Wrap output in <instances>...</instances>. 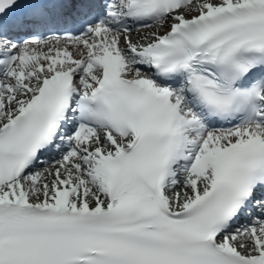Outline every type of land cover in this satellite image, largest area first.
I'll return each instance as SVG.
<instances>
[{"label":"snow or ice","instance_id":"6c2138e0","mask_svg":"<svg viewBox=\"0 0 264 264\" xmlns=\"http://www.w3.org/2000/svg\"><path fill=\"white\" fill-rule=\"evenodd\" d=\"M0 264H264V0H0Z\"/></svg>","mask_w":264,"mask_h":264}]
</instances>
